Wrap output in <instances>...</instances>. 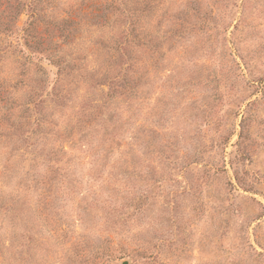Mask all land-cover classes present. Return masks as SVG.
<instances>
[{
  "label": "rangeland",
  "instance_id": "1",
  "mask_svg": "<svg viewBox=\"0 0 264 264\" xmlns=\"http://www.w3.org/2000/svg\"><path fill=\"white\" fill-rule=\"evenodd\" d=\"M0 264H264V0H0Z\"/></svg>",
  "mask_w": 264,
  "mask_h": 264
}]
</instances>
